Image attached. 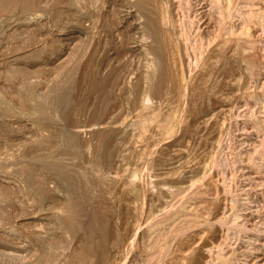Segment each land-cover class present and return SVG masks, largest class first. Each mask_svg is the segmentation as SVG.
I'll use <instances>...</instances> for the list:
<instances>
[{
  "label": "rangeland",
  "instance_id": "1",
  "mask_svg": "<svg viewBox=\"0 0 264 264\" xmlns=\"http://www.w3.org/2000/svg\"><path fill=\"white\" fill-rule=\"evenodd\" d=\"M5 2L0 264H264V0Z\"/></svg>",
  "mask_w": 264,
  "mask_h": 264
},
{
  "label": "bare ground",
  "instance_id": "2",
  "mask_svg": "<svg viewBox=\"0 0 264 264\" xmlns=\"http://www.w3.org/2000/svg\"><path fill=\"white\" fill-rule=\"evenodd\" d=\"M5 1H6V0H0V9L3 8V6H5V5L3 4V3H6ZM138 4H139V6H140V9H142V11H143V10L146 11V9H147V5H146V4H147V3L145 4V2H142V1H141V2L138 3ZM148 6H149V5H148ZM135 8H136V7H135ZM136 9H137V8H136ZM140 9H139V10H140ZM150 9H151V8H150ZM142 11H141V12H142ZM147 11H148V10H147ZM150 12H151V11H150ZM148 13H149V11H148ZM142 14H143V13H142ZM144 14H145V13H144ZM146 16H147V15H146ZM151 16H152V15H151ZM148 17H149V15H148ZM144 18H145V17H144ZM150 21H151V20H150ZM154 23H155V22H154ZM156 50H157V49H156ZM156 50H155V51H156ZM207 63H208V62H207ZM12 68H13V67H12ZM14 73H15V72H14ZM148 82H149V81H148ZM92 84H93V83H92ZM39 107H41V106H39ZM41 108H42V107H41ZM38 109H39V108H38ZM51 109H52V108H51ZM40 110H41V109H40ZM58 110H59V109H58ZM60 110H61V109H60ZM63 110H64V109H63ZM39 112H40V111H39ZM157 115H158V114H157ZM131 120H132V119H131ZM123 121H124V120H123ZM134 121H135V120H134ZM112 126H113V125H112ZM129 126H130V125H129ZM103 127H104V126H103ZM77 132H78V131H77ZM72 134H73V133H72ZM68 135H69V134H68ZM65 137H67V136H65ZM65 137H64V138H65ZM68 138H69L70 140H69ZM68 138H65L66 140L64 139L63 142H65V141L68 140V142L70 141L71 143L74 144V139H75V137H74L73 135H71V136L68 137ZM118 140H119V139H118ZM61 143H62V142H61ZM64 144H67V143H64ZM67 145H68V144H67ZM76 146H77V145H76ZM62 147H63V146H62ZM70 147H71V145H70ZM72 147H74V146L72 145ZM64 148H65V146H64ZM65 149L68 151L67 146H66ZM69 149H70V148H69ZM73 149H74V150L71 151V150H72V148H71L70 151H71V152H74V151H75V154H76V150H77L78 148L75 149V147H74ZM66 150H65V151H66ZM57 152H59V151H57ZM68 152H69V151H68ZM60 153H61V152H60ZM53 155H54V154H53ZM66 155H67V153H66ZM71 155H72V154H71ZM71 155H70V156H71ZM50 156H51V155H50ZM50 156H49V157H50ZM61 156H62V155H61ZM68 156H69V154H68ZM72 156H73V155H72ZM72 156H71V157H72ZM55 158H56V156H55ZM69 158H70V157H69ZM79 158H80V157H79ZM44 160H45V159H44ZM46 160H47V158H46ZM53 160H54V158H53ZM76 160H77V159H76ZM54 161H55V160H54ZM54 161H52L53 164H54ZM57 161H58V160H56V162H57ZM61 161H62V160H61ZM67 161H68V160H67ZM42 162H43V161H42ZM72 162H73V161H72ZM44 163H45V162H44ZM52 163H47V164H49V165L52 166ZM66 163H68V162H66ZM59 164H60V166H61V163H59ZM59 164H58V165H59ZM68 164H69V163H68ZM63 165H64V164H63ZM64 166H65V165H64ZM67 167H69V166H67ZM72 167H73V166H72ZM72 167H71V168H72ZM54 169H55V168H54ZM56 169H57V168H56ZM58 169H59V168H58ZM62 169H64V168H62ZM67 170H68V169H67ZM69 170H70V169H69ZM60 172H62V171H60ZM62 175H63V174H62ZM28 182H29V181H28ZM64 201H65V200H64ZM75 209H76V208H75ZM73 212H74V211H73ZM75 214H76V213H75ZM67 215H68L67 218L65 217V219H66L65 222H67L66 225L73 224L74 222H72V221H73V219H75V218H74L75 215L73 216V213H71V214H67ZM62 219H63V218H62ZM59 220H60V219H59ZM100 220H101V219H100ZM102 221H103V220H102ZM62 222H63V221H62ZM103 222H104V221H103ZM99 224H100V223H99ZM100 225H101V224H100ZM92 226H93V225H92ZM101 226H103V225H101ZM101 226H100V227H101ZM69 227H70V226H68L67 228H69ZM100 227H99V228H100ZM70 229H71V228H70ZM85 229H86V228H85ZM95 229H96V228H95ZM95 229H94V230H95ZM101 230H102V228H101ZM90 232H92V228H89V233H90ZM99 233H101V232L99 231ZM91 234H92V233H91ZM103 235H104V234H103ZM38 236H39V235H38ZM100 243H101V242H100ZM102 246H103V245H102ZM86 247H87V246H86ZM86 247H85V248H86ZM99 247H100V246H99ZM90 248H91V247H90ZM101 253H102V252H101ZM51 261H52V260H51Z\"/></svg>",
  "mask_w": 264,
  "mask_h": 264
}]
</instances>
